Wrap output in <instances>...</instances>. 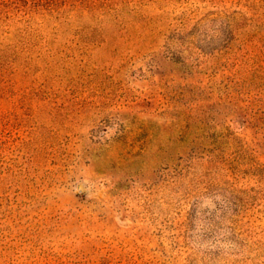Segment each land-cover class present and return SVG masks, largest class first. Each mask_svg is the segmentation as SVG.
Segmentation results:
<instances>
[{
    "label": "rangeland",
    "instance_id": "374dc122",
    "mask_svg": "<svg viewBox=\"0 0 264 264\" xmlns=\"http://www.w3.org/2000/svg\"><path fill=\"white\" fill-rule=\"evenodd\" d=\"M0 264H264V0H0Z\"/></svg>",
    "mask_w": 264,
    "mask_h": 264
}]
</instances>
